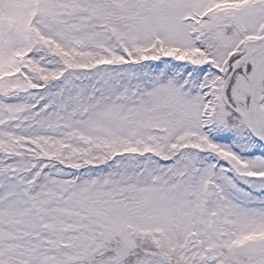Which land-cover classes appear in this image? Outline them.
I'll return each mask as SVG.
<instances>
[{
  "label": "snow or ice",
  "instance_id": "snow-or-ice-1",
  "mask_svg": "<svg viewBox=\"0 0 264 264\" xmlns=\"http://www.w3.org/2000/svg\"><path fill=\"white\" fill-rule=\"evenodd\" d=\"M0 264H264V0H0Z\"/></svg>",
  "mask_w": 264,
  "mask_h": 264
}]
</instances>
